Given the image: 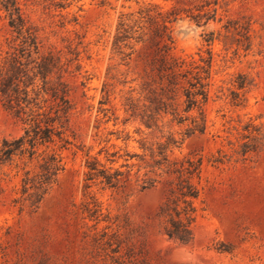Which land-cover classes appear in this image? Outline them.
<instances>
[{
	"label": "rangeland",
	"instance_id": "374dc122",
	"mask_svg": "<svg viewBox=\"0 0 264 264\" xmlns=\"http://www.w3.org/2000/svg\"><path fill=\"white\" fill-rule=\"evenodd\" d=\"M16 4L36 39L31 59L53 55L58 69L48 77H61L69 88L64 136L71 143L59 148L56 139L32 159L16 155L0 164V264H264V0ZM141 10L152 16L174 10L177 20L167 24L170 54L201 65L210 61L203 133L187 132L189 121L179 125L170 115L149 129L126 120L128 99H137L144 85H157L153 67L162 42L155 25L140 19ZM9 21L0 5V65L22 53L25 33L18 35ZM138 26V41L113 47L118 29ZM192 115L199 118L197 109ZM23 128L0 97V142L19 137ZM160 144L170 161L201 160L190 244L162 233L157 212L167 195L164 181L140 189L145 169L137 172L138 166L149 160L147 149L155 152ZM53 152L63 169L38 207L15 202L24 197L25 172L35 174ZM88 158L121 173L119 186L88 180Z\"/></svg>",
	"mask_w": 264,
	"mask_h": 264
},
{
	"label": "trees",
	"instance_id": "16d2710c",
	"mask_svg": "<svg viewBox=\"0 0 264 264\" xmlns=\"http://www.w3.org/2000/svg\"><path fill=\"white\" fill-rule=\"evenodd\" d=\"M0 5L9 13L10 27L18 35L25 33L20 49L22 53L5 58L0 65L2 105L24 125L22 135L0 142L1 164L16 155H27L32 159L39 147L48 148L56 139L62 142L59 148H66V145L71 143L64 136V132L69 123L72 103L69 99V88L61 77L58 76L56 81H50L48 77L54 69H58L53 55L43 56L39 61L31 59L30 49L33 47L36 50V39L32 32L24 27L16 0H0ZM140 19H146L155 25V36L162 42L153 67L157 85H144L137 99H128L126 120L138 121L149 129L156 126L160 118L170 115L171 120L179 125L189 121L187 132L203 133L205 119L201 107L208 95L210 61L205 60L206 64L201 65L170 54L173 39L167 24L177 20L174 10L164 14L157 12L154 16L150 15V10H141ZM195 22L199 23V20L195 19ZM139 29L140 26L135 30L129 27L118 29L113 47L121 50L122 47L128 46L130 41H138ZM24 54L30 61H22ZM243 86V83H238L239 88ZM233 99L239 100V94L235 93ZM179 106L182 107L180 111ZM194 109H197L199 118L192 115ZM165 148L166 146L160 144L155 152L147 149L149 160L142 161L143 165H139L137 169V172L141 168L145 169L140 189H149L156 182L164 181L167 185V195L157 212L162 233L180 244H190L194 240V223L197 216L195 201L201 190V160L185 157L170 161L165 154ZM249 150H244V153ZM86 167L88 180L100 178L109 187L119 186L121 173L117 170L109 172L110 168L102 167L94 158L87 159ZM38 168L32 176H29L28 171L25 172L21 180V193L24 197L16 199L15 202L27 200L30 206L38 207L56 181L57 174L63 169L60 154L53 152L46 155ZM149 173H154L156 178L149 177ZM96 212L97 209H93L92 214Z\"/></svg>",
	"mask_w": 264,
	"mask_h": 264
}]
</instances>
